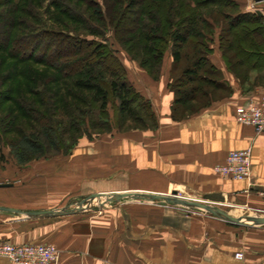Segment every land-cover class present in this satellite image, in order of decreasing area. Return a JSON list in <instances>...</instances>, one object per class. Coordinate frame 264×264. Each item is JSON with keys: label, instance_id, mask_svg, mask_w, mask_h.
Masks as SVG:
<instances>
[{"label": "crops", "instance_id": "crops-1", "mask_svg": "<svg viewBox=\"0 0 264 264\" xmlns=\"http://www.w3.org/2000/svg\"><path fill=\"white\" fill-rule=\"evenodd\" d=\"M243 10L264 15V1L251 6L247 0ZM259 59L247 76L246 70L236 75L214 46L210 61L221 85L213 87L224 94L189 115L167 89L168 69L160 83L144 85L132 68L127 78L150 102L155 126L126 133L112 129L93 145L73 150L53 175L56 183L49 191L36 190L0 206L21 212H5L12 216L0 221V240L53 245L60 252L58 264H264V226L235 225L143 200L122 199L75 213L66 207L98 194L175 193L264 213V133L255 134L234 116L237 106L259 101L264 90V57ZM245 149L251 154L249 179L235 181L213 172L228 152ZM33 212L51 214L26 215ZM238 253L242 259L235 257ZM0 264L8 263L0 258Z\"/></svg>", "mask_w": 264, "mask_h": 264}, {"label": "rangeland", "instance_id": "rangeland-1", "mask_svg": "<svg viewBox=\"0 0 264 264\" xmlns=\"http://www.w3.org/2000/svg\"><path fill=\"white\" fill-rule=\"evenodd\" d=\"M6 1L7 0H0V4ZM8 1L10 7H3L0 10L12 9L13 11L15 7L16 9L13 11L14 13L11 12V16H16L19 19H30V13L26 15L24 14V10L36 11L38 17L50 26V20L54 22L55 20L53 19L58 18L61 24H56L55 22L54 26H52L57 30L64 31L63 22L68 27V31L74 34L88 35L80 23H71L61 18L53 11L52 8L49 7L50 0ZM69 1L77 10L83 13L86 18L88 17L92 24L100 29L99 33L101 36H97L96 40L107 42L111 49L116 51V55L126 69V74H128V72L130 74L132 68L136 69L138 74L142 75L144 79L142 82L144 85H146V83H160L163 76L162 72H167V69L169 72L167 77L168 83L170 80L178 78L182 69L193 61L194 50L192 49V45L198 39L196 36L197 31L193 30L188 36L190 41L188 44L183 45L182 54L185 57H182L178 66H175L173 63L171 51L168 48L164 51L158 62L152 60L147 53V49L151 42H157V37L149 40L148 37L150 33L148 29L152 27V19L150 17L153 13L155 19H162V13L158 12L159 9L156 7L159 2L165 3L166 9L169 3H172V7L176 5L174 9L178 8L180 5L179 1L190 4L194 8L196 7L198 17H205L209 22L206 25L199 23V30H203L204 34L208 36L217 38L225 28L222 11L226 10L221 7H215V5L205 6L206 3H199L203 2V0H135V5L130 9L125 8V4H127L129 0H94L99 3L101 13L103 11V19L93 13L94 7L88 2L89 0ZM241 1L247 3V0ZM253 11L257 10H252L251 12ZM115 25H118V29H115ZM189 28V25L182 26L181 33H185ZM158 35L160 34L154 33V36ZM157 45H159V47L162 46L160 42H158ZM59 49L65 52L71 51L74 48L71 45L64 44L63 46L60 45ZM51 54L50 51L47 52L45 58L48 61H53L51 59ZM61 56L63 58L64 54ZM2 59L3 56L0 55V61ZM9 64V68H0V94L11 97L10 103L6 105L0 103V132L4 137L3 141L0 142V206L8 204L10 202L9 200L12 199H24L25 195L34 194L36 190L45 191V189H48L49 191L51 189V184L56 183L52 182L53 175L57 173L59 167L63 166V163H68L70 154L76 148L86 144L93 145L99 140H102V135L109 133L112 129L117 130L119 133H126L137 129V127L139 128V126L134 125L131 121H124V119H122L117 104L111 101V97H109V103L107 104L106 116L102 117L100 103L96 101L94 93L73 86L76 78H61L49 65H38L28 62L20 65L13 61H10ZM171 70H173V73H171ZM104 78L106 82L112 80L109 74H104ZM168 83L167 89L169 90ZM198 86L202 88V93L206 95L202 97L201 93H199L197 97L199 100H194L187 104V108L182 109V113H185V115L195 113L198 108L205 104L211 97H218L224 94L214 90V87L209 82H202L198 84ZM1 100H5L3 96H1ZM18 101L25 102L28 106L34 107L36 111L40 113V122L38 123L29 118H21L16 108ZM6 114H8V118L5 117ZM138 114L145 119V112L139 111ZM11 119H18V125L25 124L27 133H31L30 137L35 140L38 139L37 142H40L42 145V155L34 153L25 155L24 151L18 152V150L13 147L14 145H9V143L18 142L19 140V138L13 134L9 136L4 134L6 128H10L9 124L11 123ZM102 119L108 121V127L105 129H102V127L99 128L96 125V121H102ZM49 126L54 129L53 132H55L62 145L61 151L53 150L52 148L47 149L45 148L46 146L43 145H46L45 142H49L48 137H46L48 134L47 128ZM36 132L41 135L37 136ZM6 137L11 141L7 140ZM67 148L70 149L68 154L65 151ZM7 185L12 186L10 188L7 187ZM61 189L64 190V188ZM61 189L59 191L60 193L62 191ZM170 195H172V193ZM176 195L180 198L183 197L180 194ZM5 201L8 203H5ZM81 201H84L82 207L84 209H80L77 205V203ZM88 203L87 199H80L76 202L72 201L70 206H66L68 208L67 211L73 210L81 212L83 210L97 209L96 206H88ZM154 203L167 205L160 201H155ZM204 203L206 202L204 201ZM214 206L234 217H264L263 212L251 210L244 206H233L224 202H222V204H215ZM177 208L193 214L199 213L212 216L194 208H183L178 206ZM8 216L12 215L0 212V221Z\"/></svg>", "mask_w": 264, "mask_h": 264}, {"label": "trees", "instance_id": "trees-1", "mask_svg": "<svg viewBox=\"0 0 264 264\" xmlns=\"http://www.w3.org/2000/svg\"><path fill=\"white\" fill-rule=\"evenodd\" d=\"M88 2L94 7L93 13L103 19L104 15L103 11L101 13L99 3L94 0ZM135 2V0H129L125 4V8H133ZM179 2L180 5L176 9H174L176 5L172 7V3H169L167 9L165 3L159 2L156 5L159 9L158 12L162 13V19L156 18L158 19L156 20L154 13L150 17L152 27L148 29L150 33L148 39L152 40L151 38L157 37V42L149 44L147 53L152 60L158 62L168 48L171 51L173 63L178 66L184 56L182 54L183 45L190 41L188 36L192 31H197L198 39L192 45L194 50L193 61L182 69L178 78L172 79L168 83L169 90L174 94V104L185 109L187 104L199 100L197 98L199 93L205 97L206 94L202 93V88L198 84L209 82L212 86L221 85L214 79L218 70L210 61L214 46L218 47L227 69L236 75L242 74L246 70V74L245 72L244 74L247 76L249 67L256 68L259 65V58L264 57V15L259 11H244L241 0H203L199 3H206L205 6L215 5V7L226 10L222 11L225 28L215 38L204 34L203 30H199V23L206 25L209 22L205 17H198L197 8ZM3 7H10L8 0L0 4V9ZM49 7L61 18L71 23H80L88 35L74 34L68 31V27L63 22L64 31L57 30L52 26L55 22L56 24L60 23L58 18L53 19L54 22L50 20V26L38 17L36 11L24 10V14L30 13L31 18L19 19L16 16H11V12L14 13L13 11L16 9L15 7L13 11L12 9L0 10V55L3 56L0 61V68H9L10 61L20 65L27 62L49 65L61 78H76L73 83L74 87L92 91L96 101L100 103L102 117L106 116L107 104L109 97H111V101L117 104L119 114L124 121H131L140 129L155 126V116L150 102L128 80L126 69L116 55V51L112 50L107 42L96 40L97 36H101L100 29L77 10L69 0H50ZM184 25H189L190 28L182 34V26ZM117 26H114L115 29H118ZM154 33L160 35L154 36ZM158 42L162 45L161 47L157 45ZM64 44L71 45L74 49L65 52L60 51V45L63 46ZM48 51L52 53L51 59L53 61H48L45 58ZM62 54H64L63 58ZM104 74H109L112 80L106 82ZM1 96L5 100H1ZM10 102V96L0 94L2 105ZM16 108L21 118L40 122V113L34 107L18 101ZM139 111L145 112V119L139 116ZM5 117L8 118V114ZM10 121V128L3 130L4 134L8 136L13 134L19 140L14 143L11 142L9 145H14L13 147L18 152L24 151L25 155L30 153L42 155V145L37 142L38 139L35 140L30 137L31 133H27L25 124L18 125V119H11ZM96 125L105 129L108 127V121L98 120ZM53 130L50 126L47 128L46 137H48L49 142H45L46 145H43L47 149L52 148L61 151L62 145ZM36 133L37 136L41 135ZM3 139L4 137L0 132V142ZM7 140L11 141L9 138ZM65 151L68 154L70 149L67 148Z\"/></svg>", "mask_w": 264, "mask_h": 264}, {"label": "built area", "instance_id": "built-area-1", "mask_svg": "<svg viewBox=\"0 0 264 264\" xmlns=\"http://www.w3.org/2000/svg\"><path fill=\"white\" fill-rule=\"evenodd\" d=\"M251 6L254 5L252 0ZM253 8V7H252ZM236 122L250 126L255 134L264 133V90L259 101L249 100L235 108ZM213 172L223 178L242 181L250 177L251 154L249 149L228 152L225 161L213 167ZM242 259V254L235 255ZM0 258L8 264H58L59 251L50 244H15L0 240Z\"/></svg>", "mask_w": 264, "mask_h": 264}, {"label": "water", "instance_id": "water-1", "mask_svg": "<svg viewBox=\"0 0 264 264\" xmlns=\"http://www.w3.org/2000/svg\"><path fill=\"white\" fill-rule=\"evenodd\" d=\"M264 0H252L254 4H258L263 2ZM122 199H132V200H143L147 202H155L160 201L164 202L168 205L180 206L183 208H194L201 211H204L220 220L225 222L240 225V226H263L264 225V217L260 216H245V217H234L225 212L224 210L215 207L214 205H209L207 203L197 201V200H188L184 198H178L175 193L172 195H158V194H149V193H123V194H98L87 198L88 206H96L102 208L110 203L118 202ZM83 202L81 201L77 203L80 209H84ZM66 211V209H65ZM78 211V210H77ZM0 212H9L20 214L21 212L18 210L10 209L7 207H0ZM76 211L71 210L69 213H75ZM56 214H61V212H55ZM51 212H33L28 213L26 215H50Z\"/></svg>", "mask_w": 264, "mask_h": 264}]
</instances>
